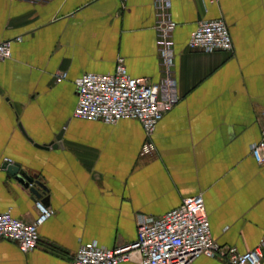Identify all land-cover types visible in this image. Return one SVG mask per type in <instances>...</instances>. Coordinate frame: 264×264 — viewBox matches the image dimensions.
<instances>
[{
	"label": "crops",
	"instance_id": "0c3cea01",
	"mask_svg": "<svg viewBox=\"0 0 264 264\" xmlns=\"http://www.w3.org/2000/svg\"><path fill=\"white\" fill-rule=\"evenodd\" d=\"M170 1L180 99L147 139L135 120L75 118L74 82L112 73L120 57L129 76L160 80L154 0H0V42L20 38L0 62V213L37 217L6 163L44 186L38 200L53 211L34 250L0 239V264H73L82 245L129 244L139 218L161 217L196 195L221 248L258 245L264 164L250 146L264 119V0ZM215 19L225 22L233 52L189 50L198 22ZM60 72L67 79L55 83ZM191 264L228 263L201 256Z\"/></svg>",
	"mask_w": 264,
	"mask_h": 264
},
{
	"label": "built area",
	"instance_id": "2783aa9c",
	"mask_svg": "<svg viewBox=\"0 0 264 264\" xmlns=\"http://www.w3.org/2000/svg\"><path fill=\"white\" fill-rule=\"evenodd\" d=\"M170 0H154L156 11V46L162 76L156 83L146 78L128 75L124 59L118 58L112 73H85L75 80L77 103L75 118L113 125L120 120H135L142 126L147 139L157 123L179 101L177 83L173 77L175 23L169 14ZM0 42V62L11 56L13 42ZM187 47L192 51L232 53L233 44L225 22L221 19L201 20L191 33ZM55 83L67 79V73H56ZM147 143L144 152L150 150ZM250 155L257 164H264V119L258 142L250 146ZM37 217L27 223L0 213V239L10 241L27 253L39 242L38 228L53 211L39 200L35 202ZM225 256L228 264H262L264 232L258 245L248 252L221 248L212 238L204 200L201 195L182 201L181 205L161 217H141L136 240L111 249L95 243L82 245L73 264H121L137 259L140 264H191L197 258Z\"/></svg>",
	"mask_w": 264,
	"mask_h": 264
},
{
	"label": "water",
	"instance_id": "95a60500",
	"mask_svg": "<svg viewBox=\"0 0 264 264\" xmlns=\"http://www.w3.org/2000/svg\"><path fill=\"white\" fill-rule=\"evenodd\" d=\"M43 147L56 148L57 145L51 143ZM5 167L7 168L8 174L12 176L25 190H27L32 195L33 200L36 202L40 198V190L45 189L44 186L34 177L28 176L26 173H24L18 164L6 163ZM41 203L44 205L43 201H41Z\"/></svg>",
	"mask_w": 264,
	"mask_h": 264
}]
</instances>
